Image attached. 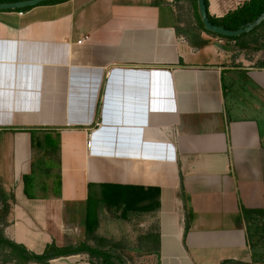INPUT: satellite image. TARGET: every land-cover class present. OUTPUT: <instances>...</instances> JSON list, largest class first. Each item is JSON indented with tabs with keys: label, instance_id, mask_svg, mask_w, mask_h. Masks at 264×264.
Listing matches in <instances>:
<instances>
[{
	"label": "crops",
	"instance_id": "crops-1",
	"mask_svg": "<svg viewBox=\"0 0 264 264\" xmlns=\"http://www.w3.org/2000/svg\"><path fill=\"white\" fill-rule=\"evenodd\" d=\"M246 1L209 0V13L221 19ZM194 19L180 33L174 0L0 10V131L39 132L17 143L13 181L0 176L7 238L37 254L91 245L106 235L98 205L99 226L87 231L89 197L101 199L106 184L140 186L159 197L142 212L134 256L147 261L137 263L248 259L243 209L264 208V50ZM44 95L60 105L45 110ZM94 262L81 253L50 264Z\"/></svg>",
	"mask_w": 264,
	"mask_h": 264
},
{
	"label": "trees",
	"instance_id": "trees-1",
	"mask_svg": "<svg viewBox=\"0 0 264 264\" xmlns=\"http://www.w3.org/2000/svg\"><path fill=\"white\" fill-rule=\"evenodd\" d=\"M17 1L22 0H0V3ZM62 1L66 0H52L41 4L58 3ZM174 1L180 3L186 0ZM187 1H190L193 4L198 26L201 29L215 36L225 37L218 33L208 31L205 28L199 11L198 0ZM206 4L209 12V0H206ZM30 8L32 7L17 10H27ZM263 12L264 0H249L246 1L241 7H239L235 11L228 13L221 19L212 17L210 13L209 15L211 21L214 24L221 25L231 30H238L242 26H246L249 23L258 19ZM178 31L180 33L182 32L188 34V31H186V29H183V27L181 26L178 27ZM247 37H252L254 43H257V47L259 49L264 50V21L251 32L244 33L238 37L227 38L241 40ZM45 139L46 145H49L51 140H53L47 134L45 135ZM158 197V192H151L150 189H145L144 187L106 184L104 186L103 195L101 199L96 200L91 196L89 197L86 217L87 231L89 234L95 232L99 226V214L97 209L98 203L107 206L108 209L120 207V205L124 203V210L127 213L130 211L144 212L156 209L158 207ZM183 198L186 210L185 233L187 234L190 230L194 218V210L190 205L189 197L184 194ZM243 214L247 225L248 244L250 249L252 250L254 260L251 262H245L242 260L227 259L221 264H257V262L264 263V208H244ZM81 253L89 254L93 262L95 259H100L102 261L100 263L97 262L96 264H104V262H106V264H112V255L108 251L98 247H94L87 242H82L80 244L68 247H59L56 244L52 243L47 246V248L42 254H37L32 251H29L26 246L18 244L12 241L11 239L7 238L4 233V227L2 226L0 228V256L4 257L3 262L0 264H24L30 261H36L40 264H50V261L53 259Z\"/></svg>",
	"mask_w": 264,
	"mask_h": 264
},
{
	"label": "rangeland",
	"instance_id": "rangeland-1",
	"mask_svg": "<svg viewBox=\"0 0 264 264\" xmlns=\"http://www.w3.org/2000/svg\"><path fill=\"white\" fill-rule=\"evenodd\" d=\"M176 11L178 15L181 17V22L183 23V29H186L188 32H192V29L197 28L196 21L194 19V6L190 1H183L182 3H175ZM18 130L27 129L25 125H16ZM14 132L0 131V176L1 181L7 183L13 181V175L15 173V169L13 168V158L15 155V151L17 154V143L20 144L23 139H30L34 133V137L37 139L39 132L27 131L25 133L19 132L17 135L13 134ZM21 156V155H20ZM43 166V165H42ZM41 168L39 162L35 164L34 169ZM42 170V169H41ZM39 172V171H38ZM39 179L38 177H36ZM32 181V177L28 182ZM1 188V187H0ZM2 203L0 202V214L2 213ZM100 217L103 220V225L101 228V233L106 235L102 237L96 236L94 234L92 236L91 245L95 247L101 248L103 250L108 251L112 257V264H141L137 263L140 259L144 262L147 261L145 258L135 257L140 252L138 251V247L140 245V241L138 239V230L141 229L140 222L143 219L144 213L138 211H130L126 212L124 210L125 204L122 203L119 209H116L111 212V209H108L106 206V210L103 204L98 203ZM126 213L128 216H126ZM106 214V215H105ZM114 218L115 225H111L109 222V217ZM146 219V218H145ZM2 220L0 215V228L2 227ZM98 232L100 235L101 233ZM132 238H134L132 240ZM135 255V256H134ZM3 258L0 256V263L3 262ZM98 263L102 262L100 259H95ZM254 260V256L252 250L250 249V253H248V259L245 262H251ZM96 262V263H97ZM144 264V263H143ZM257 264H264L261 262H257Z\"/></svg>",
	"mask_w": 264,
	"mask_h": 264
},
{
	"label": "water",
	"instance_id": "water-1",
	"mask_svg": "<svg viewBox=\"0 0 264 264\" xmlns=\"http://www.w3.org/2000/svg\"><path fill=\"white\" fill-rule=\"evenodd\" d=\"M48 1H52V0H22L17 2H4V3H0V10H17L27 7H34ZM198 7L205 28L208 31H211L213 33H218L226 37H237L244 33L250 32L255 28H257L264 21V12H263L258 19L249 23L248 25L242 26L238 30H231L221 25H216L211 21L206 0H198ZM57 100L59 99L51 97L49 95H44L43 96L44 109L49 111L50 105L52 106L60 105L57 103Z\"/></svg>",
	"mask_w": 264,
	"mask_h": 264
},
{
	"label": "built area",
	"instance_id": "built-area-1",
	"mask_svg": "<svg viewBox=\"0 0 264 264\" xmlns=\"http://www.w3.org/2000/svg\"><path fill=\"white\" fill-rule=\"evenodd\" d=\"M90 144H91V141L88 139L87 145L90 146Z\"/></svg>",
	"mask_w": 264,
	"mask_h": 264
}]
</instances>
